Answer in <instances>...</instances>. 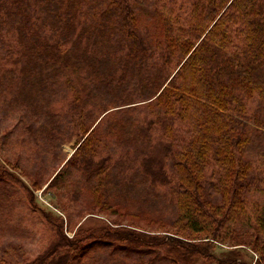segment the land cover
Wrapping results in <instances>:
<instances>
[{"label": "trees", "instance_id": "16d2710c", "mask_svg": "<svg viewBox=\"0 0 264 264\" xmlns=\"http://www.w3.org/2000/svg\"><path fill=\"white\" fill-rule=\"evenodd\" d=\"M3 44L1 111L35 115L44 102L46 123L27 127L39 149L63 135L52 102L71 98L66 165L86 181L85 211L119 218L69 237L56 214L48 252L28 260L6 247L0 264H264V0H0ZM12 167L39 185L26 164ZM17 177L0 161V185L29 188ZM118 185L163 188L172 216Z\"/></svg>", "mask_w": 264, "mask_h": 264}, {"label": "rangeland", "instance_id": "374dc122", "mask_svg": "<svg viewBox=\"0 0 264 264\" xmlns=\"http://www.w3.org/2000/svg\"><path fill=\"white\" fill-rule=\"evenodd\" d=\"M0 48L4 52L3 49L5 50L9 47L3 44ZM4 53L6 54V52ZM61 95L66 96L67 93L64 95L62 91ZM55 100L56 103L53 105L52 102L50 108L52 112L58 113L59 117H57V120L62 125L60 127H62L63 135L52 145L47 146L46 144L45 147L41 146L39 149L33 143V138L37 137V135L33 137L27 127L35 126L38 129L39 126L46 123L45 118L40 113L43 111L45 103L41 102L37 106L39 113L35 112V115H32L29 109L20 108L17 111H11L13 115L2 112L0 109V161L8 165L9 170L15 173L18 176L17 178H20L19 182L29 187H21V185L15 183L0 185V194L6 196L5 201L2 200V204H5V210L0 212V216L7 220L0 222V256L2 250L6 247H17L21 252L19 254L24 255L28 260H34L48 252L56 242L54 230L56 229L55 222L57 215L64 218V230L69 237H73L80 226L87 228L99 227L103 223L102 221L113 222V220L119 218L114 215L89 214L85 211L87 197L83 195V192L86 181L83 177L81 178L73 165H66L76 152L78 141L76 134L78 133H74L75 126L72 123L71 117H65L66 115L63 113L60 115V112L68 107L72 99L68 98L66 102H59V98ZM60 100H62V97ZM138 104L140 103L135 105ZM137 117L138 115H135L133 119L136 120ZM39 136L38 140L42 142L45 136L40 135V133ZM111 143L113 147L119 145L114 141ZM164 144L165 142L162 140L160 132L155 130L151 146L154 155L160 159H165L163 152ZM151 146H148L149 150ZM31 155L35 156L31 157ZM8 160L11 162V165L7 162ZM15 162H20V165L23 167L26 164L34 179H38L39 185H33L31 179L20 173H24V171L17 168L14 169L12 166ZM16 166L19 165L16 164ZM60 172L61 176L56 184L49 188L48 186L54 177ZM116 177L118 179L121 178L120 175H116ZM128 181H130V178L126 179L127 183ZM121 183L126 184L123 181ZM37 187L40 188L37 189ZM146 189L147 191L142 192V195L141 193L136 195V192L130 191L129 188L124 189L120 185L118 187L115 186V188L113 187L115 193L124 199L139 198L143 207L158 209L163 206V208L165 207L164 211L166 214L169 217L172 216V207L173 209L175 208L171 197L166 198V190L158 188L156 189L157 191H154L147 187ZM45 214H48L51 220ZM129 220L131 219L129 218ZM129 220L126 219L123 222L129 223ZM150 228L145 227L148 230ZM14 250L12 249V251ZM125 254L118 253L115 256ZM130 256L135 260L143 257V254L131 253Z\"/></svg>", "mask_w": 264, "mask_h": 264}]
</instances>
